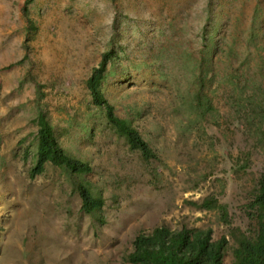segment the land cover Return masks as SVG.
Segmentation results:
<instances>
[{"label": "rangeland", "instance_id": "rangeland-1", "mask_svg": "<svg viewBox=\"0 0 264 264\" xmlns=\"http://www.w3.org/2000/svg\"><path fill=\"white\" fill-rule=\"evenodd\" d=\"M0 0V264H131L135 237L166 224L251 234L246 207L264 175V123L249 126L241 91L264 103V0ZM208 29L223 47L196 120L192 63ZM234 55L226 62L227 52ZM113 48L105 94L156 152L145 159L109 126L84 80ZM232 72L226 77V66ZM63 146L89 162L103 192L105 222L82 211L60 170L30 176L36 84ZM234 83L235 85H233ZM249 84V87L246 85ZM254 90V91H252ZM230 245L232 238L227 236ZM228 252L225 264H231Z\"/></svg>", "mask_w": 264, "mask_h": 264}, {"label": "trees", "instance_id": "trees-1", "mask_svg": "<svg viewBox=\"0 0 264 264\" xmlns=\"http://www.w3.org/2000/svg\"><path fill=\"white\" fill-rule=\"evenodd\" d=\"M32 1L27 0V4ZM206 28L204 45L199 50V55L190 60L195 84L194 95L184 103L196 115V120L205 114H213V101L205 97L204 91L213 85L216 77L215 55L219 50L224 51ZM226 54V62H232L230 58L234 55V46H230ZM114 57L113 48L105 51L99 65L84 80V87L89 91L92 103L102 111L115 133L123 137L129 147L139 151L145 159L155 158L156 152L134 126L133 121L118 116L114 105L105 94L104 84L108 77L109 64H112ZM226 68L228 71L229 65ZM225 75L231 77L232 72H225ZM33 80L36 84L38 111L34 118L37 131L33 139L35 148L30 176L42 174L48 164L59 169L72 191L80 196L82 211L97 222L104 223L105 198L102 189L89 178L93 168L89 162L71 154L63 146L51 122L49 111L42 104L46 95L43 90L45 86L35 78ZM253 88L256 92V87ZM255 92L250 94L249 91L242 90V100L235 106L238 113H244V121L249 126L260 129L264 123V103L262 99H257ZM198 205L201 209L217 211L220 220L228 226V234L215 239L212 228L183 226L173 229L163 224L149 233H139L125 260L131 264H225V257L230 252L231 264H264V175L259 178L246 205L250 217L256 223L251 234L231 225L228 207L217 197L209 195ZM227 236L232 238L231 245Z\"/></svg>", "mask_w": 264, "mask_h": 264}]
</instances>
